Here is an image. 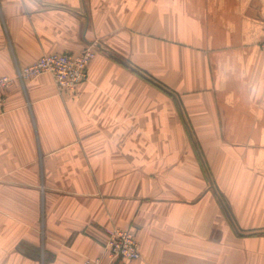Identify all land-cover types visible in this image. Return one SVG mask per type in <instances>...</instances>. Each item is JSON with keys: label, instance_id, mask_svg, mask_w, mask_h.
Returning <instances> with one entry per match:
<instances>
[{"label": "crops", "instance_id": "crops-1", "mask_svg": "<svg viewBox=\"0 0 264 264\" xmlns=\"http://www.w3.org/2000/svg\"><path fill=\"white\" fill-rule=\"evenodd\" d=\"M264 0H0V76L96 48L88 79L3 91L0 264H264Z\"/></svg>", "mask_w": 264, "mask_h": 264}, {"label": "built area", "instance_id": "built-area-1", "mask_svg": "<svg viewBox=\"0 0 264 264\" xmlns=\"http://www.w3.org/2000/svg\"><path fill=\"white\" fill-rule=\"evenodd\" d=\"M264 48V38L261 41ZM96 48L87 47L80 53L69 55L50 52L31 64L18 67L14 76H0V106L4 104L3 91L14 83H25L43 74L51 75L55 86L61 92H75L88 79V67L96 56ZM103 254L86 257L82 264H113L118 259L136 260L141 257L138 241L134 233L127 229L111 228L106 232Z\"/></svg>", "mask_w": 264, "mask_h": 264}]
</instances>
